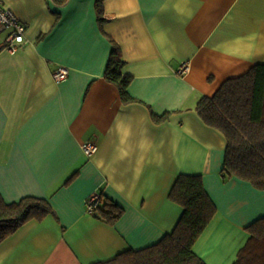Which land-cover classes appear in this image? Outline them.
I'll return each instance as SVG.
<instances>
[{"label": "crops", "instance_id": "0c3cea01", "mask_svg": "<svg viewBox=\"0 0 264 264\" xmlns=\"http://www.w3.org/2000/svg\"><path fill=\"white\" fill-rule=\"evenodd\" d=\"M96 3L4 0L27 30L15 52L0 33V194L44 197L54 211L1 242L0 264H91L157 243L184 212L169 196L180 174H201L217 206L193 251L233 264L264 190L224 176L227 138L196 105L264 64V0H102V26ZM113 39L130 102L105 77ZM86 139L99 145L91 156ZM96 190L123 207L114 222L88 212Z\"/></svg>", "mask_w": 264, "mask_h": 264}, {"label": "trees", "instance_id": "16d2710c", "mask_svg": "<svg viewBox=\"0 0 264 264\" xmlns=\"http://www.w3.org/2000/svg\"><path fill=\"white\" fill-rule=\"evenodd\" d=\"M65 3L67 0H55ZM97 17L102 26L106 21L102 0H97ZM125 60L120 45L113 39L105 77L118 85L124 102L136 100L129 91L130 76L123 75ZM202 119L220 129L227 138L223 174L236 176L264 190V64H256L247 72L226 79L211 96L204 95L196 105ZM168 114L152 113L164 121ZM170 198L184 207L175 229L161 240L140 249L125 250L112 259L91 264H207L193 251V245L208 226L217 206L207 191L201 174H180ZM95 216L114 222L123 207L103 199ZM50 201L26 195L7 202L0 194V243L30 219L42 220L53 213ZM250 234L233 264H264V215L247 227Z\"/></svg>", "mask_w": 264, "mask_h": 264}, {"label": "built area", "instance_id": "2783aa9c", "mask_svg": "<svg viewBox=\"0 0 264 264\" xmlns=\"http://www.w3.org/2000/svg\"><path fill=\"white\" fill-rule=\"evenodd\" d=\"M27 25L11 9L5 6L4 0H0V33L6 32L4 49L15 52L25 40ZM187 65L179 70L181 74L187 72ZM69 68L59 65L53 71V76L57 81H64L68 78ZM82 148L89 156L97 152L99 145L93 139H86L82 143ZM102 193L100 190L94 191L87 200L88 212L95 214L102 203Z\"/></svg>", "mask_w": 264, "mask_h": 264}]
</instances>
